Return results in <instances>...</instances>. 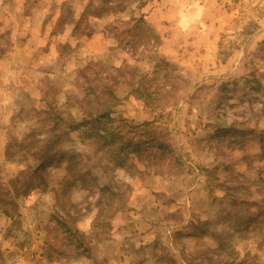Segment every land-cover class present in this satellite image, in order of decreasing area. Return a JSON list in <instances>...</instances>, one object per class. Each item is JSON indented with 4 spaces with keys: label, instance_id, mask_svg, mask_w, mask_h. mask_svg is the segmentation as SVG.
I'll list each match as a JSON object with an SVG mask.
<instances>
[{
    "label": "rangeland",
    "instance_id": "1",
    "mask_svg": "<svg viewBox=\"0 0 264 264\" xmlns=\"http://www.w3.org/2000/svg\"><path fill=\"white\" fill-rule=\"evenodd\" d=\"M0 184V264H264V0H0Z\"/></svg>",
    "mask_w": 264,
    "mask_h": 264
},
{
    "label": "trees",
    "instance_id": "2",
    "mask_svg": "<svg viewBox=\"0 0 264 264\" xmlns=\"http://www.w3.org/2000/svg\"><path fill=\"white\" fill-rule=\"evenodd\" d=\"M119 70V69H118ZM118 83V82H117ZM139 83H143L142 80L139 81ZM116 82L108 85V83L103 87V91H101L99 94L95 92V94H87L85 98L80 100V103L84 107L81 106L82 108V117L79 121L77 120H72L68 124V131L69 130H76L80 128H87L90 123H105L106 119L110 116L111 110L109 107V104L112 106L111 103V96L114 94L115 87L114 85ZM137 87V86H136ZM134 89L136 92L137 96H142L144 94V89L140 90L138 88ZM179 83L173 82L172 88L170 91V95H165V97L168 99L175 97L174 95V90L178 89ZM88 93V92H87ZM161 94V92H160ZM150 97V95H149ZM85 130V129H84ZM110 132V131H109ZM47 133H50L51 135H56L57 132L55 131L54 127L49 129ZM62 134V132H61ZM110 136L113 137L115 135L114 139L118 138L117 136L119 133L117 131L113 130L112 132L109 133ZM101 138L105 137L99 134ZM60 135L58 136V138ZM48 138V137H47ZM46 140V139H45ZM55 143V142H54ZM50 140H48V144L42 145L41 147H38L39 150L34 151L32 156L35 157V163L29 165L26 169L22 170L20 173H18L13 179L9 181V186L13 188V193L12 198L10 201H4L7 203H11L15 205L14 197L15 196H24L29 194L32 190L42 187L43 185L46 184L45 178L42 175V171H44L47 167L52 166V165H57L59 162L63 160L65 157L66 152L63 151L60 154L59 153H52L54 149V144ZM100 144V142H97V145ZM16 144L11 142V144H8L7 146V155L11 157L10 155V150L15 146ZM99 150H100V145H98ZM19 148L20 152H31L33 145L30 144H20L17 146ZM59 154V155H58ZM68 154V153H67ZM78 154L74 153H69L68 156L71 157V162H75L77 159ZM88 159H91L90 155H88ZM99 161V160H98ZM72 164V163H71ZM72 165H68L67 170L68 174L65 176L64 181L70 184H76L79 183L83 188H88V185L86 184V179L85 175L89 174V171L85 172V174H74L72 170ZM64 183V182H63ZM63 186V184H62ZM5 189V187L0 184V194L1 192ZM99 191H104L103 188L99 189ZM8 193V191H7ZM113 194H116V192H113ZM1 196V195H0ZM67 214V213H66ZM67 216H70L68 213ZM48 249H52V246H48Z\"/></svg>",
    "mask_w": 264,
    "mask_h": 264
}]
</instances>
